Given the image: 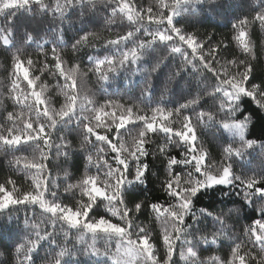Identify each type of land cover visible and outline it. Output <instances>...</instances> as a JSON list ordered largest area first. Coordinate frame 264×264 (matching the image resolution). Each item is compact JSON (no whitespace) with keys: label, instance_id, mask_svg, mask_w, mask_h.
Masks as SVG:
<instances>
[{"label":"snow or ice","instance_id":"snow-or-ice-1","mask_svg":"<svg viewBox=\"0 0 264 264\" xmlns=\"http://www.w3.org/2000/svg\"><path fill=\"white\" fill-rule=\"evenodd\" d=\"M217 2L151 0L145 7L134 0H0V17L13 13L6 21L9 27L0 25V51L10 61L0 65L5 72L0 153L10 171L0 181V214L11 216L21 206L26 212L15 264H36L41 252L42 264H82L81 258L91 264H264V178L234 171L236 160L242 161L257 143L247 138L248 117L236 118L241 101L247 97L264 109V82L255 83L253 77L257 29L264 50V0H252L255 11L238 17L230 36L221 40L179 26L177 17H195L203 5ZM34 8L60 21V35L49 41L27 32L24 42L15 45L10 25L16 14L32 15ZM101 8L104 28L96 30ZM73 16L80 29L68 43L63 24H71ZM29 45L36 46V58ZM166 67L162 85L155 84ZM121 75L130 84L132 77H141L138 96L108 94ZM187 77L196 82L197 95L169 107L168 97L182 90L181 81L187 87ZM205 90L214 98L211 109L200 103ZM5 101H11V110ZM72 123L77 144L61 134ZM209 128L226 134L218 161L201 141V132ZM154 137L163 141L155 151ZM74 152L83 153V173L56 170L53 156L67 164ZM150 154L165 160L163 187L169 197L167 203L148 205L150 220L160 229L159 244L149 224L138 222L143 203L130 206L127 201L129 190L145 182ZM179 165L186 171H178ZM218 186L241 189L259 216L227 257L202 255L208 237L195 234L187 222L196 216L195 198ZM36 208L38 215H27ZM230 215L231 210L217 215L220 227L212 243L230 235ZM45 241L47 248L42 247Z\"/></svg>","mask_w":264,"mask_h":264},{"label":"trees","instance_id":"trees-1","mask_svg":"<svg viewBox=\"0 0 264 264\" xmlns=\"http://www.w3.org/2000/svg\"><path fill=\"white\" fill-rule=\"evenodd\" d=\"M134 2L143 4L145 7L151 2V0H134ZM252 0H218L217 3L205 4L201 7L200 11L195 17H177L181 20L180 27H187L190 31H199L201 36L211 35L214 40H221L231 34V26L235 20L243 15H250L255 9L251 7ZM103 9L98 10L97 23L95 25L96 30H102L103 25ZM13 13L7 12L0 17V25L3 27H9L6 24L8 16ZM78 16H73L71 24L65 22L63 24L64 39L66 42H73L74 38L79 34L80 24ZM187 20L185 24L183 21ZM74 25V27H73ZM14 30V44H22L25 40L27 32L34 33L41 40L55 41L57 36L60 35L61 24L60 21L51 17L48 14L37 13L35 8L33 14L29 15L24 11L19 12L15 16V23L10 25ZM91 27V26H90ZM116 28V25L112 26ZM103 35L108 36L110 33L103 31ZM254 39L256 40V54L257 61L254 65V82H264V50L261 47L260 31L256 30ZM15 51V47L13 48ZM28 51L33 53L34 58L36 53V46L29 45ZM93 49H88L89 54L93 53ZM228 54L233 53L232 49L227 50ZM68 58L72 59L71 51L69 50ZM80 58L84 59V64H87V58L83 53L79 54ZM67 58V57H66ZM9 57L6 52L0 51V65L9 63ZM169 68L161 69L154 79V83L162 85L165 76ZM49 83H54V78L47 77ZM132 84L129 83L123 75L118 76L112 85L108 88V94L114 97L123 96L127 98L129 95H139V88L142 87L141 77H132ZM187 87H184V81H181V91L177 92L175 97H168L169 107H176L178 104L184 102L186 96H196L198 89L196 82L187 77ZM5 72L0 67V92L4 91ZM205 88L201 85V89ZM9 110L13 105L11 101H5ZM200 103L204 108L211 109L214 107V98L208 91H204L200 97ZM2 111V109H0ZM248 117L247 124V138L256 141V145L253 149L249 150L244 159L236 160L234 164V171L236 174L243 177H250L255 175L258 178H264V109H261L257 104L244 97L241 101L240 112L236 117L237 119H243ZM78 129H76L75 123L69 124L66 129L61 130V134L65 135L74 144L78 143L77 137ZM226 134H222L218 129L209 128L201 132V141L203 145L209 151L211 158L214 161H218L221 158V144L225 142ZM153 151H155L156 145L162 143V139L154 137ZM172 155L180 158L179 151L173 149ZM52 163L56 165V170L67 168L72 175L79 176L83 173L84 158L83 153L74 152L72 159L65 164L64 158L60 157L59 160L53 156ZM149 165L148 171L145 174V182L143 184H136L129 190L127 201L129 205H133L137 202L143 203L142 214L137 218L138 222L148 223L154 233V239L159 244L160 229L154 220H150V213L148 211V205L152 203H167L169 197L163 187L165 179V160L164 158L156 154L155 156L149 155L147 159ZM178 171H186L182 165L178 166ZM94 171V169H93ZM10 175L9 167L7 164V157L0 153V181H3ZM18 184L27 187V183L22 177H16ZM261 186H264V179H262ZM66 199V198H65ZM242 208L243 211H237L236 207ZM194 210L196 211L195 217H188L187 222L193 225L192 231L199 236H207L209 243L202 245V255H210L218 253L220 256L227 257L232 250L235 243L242 240V232L247 228L254 219H258L256 211L249 207L244 199L242 190L239 188H224L218 186L214 189L202 191L194 200ZM231 210L229 217V223L227 229L230 232L229 236L222 238L217 243H212V234L220 227L217 224V215L222 212H228ZM39 209H28L27 215L32 217L39 213ZM25 210L21 206L19 212L13 213L11 216L7 214H0V264H15L14 249L21 238L24 231V217ZM100 214H105L104 209L100 208ZM42 247H49L48 242L45 241ZM35 255V254H34ZM44 253L41 252L39 257H36V264H42ZM82 264H91L90 261L81 258Z\"/></svg>","mask_w":264,"mask_h":264}]
</instances>
